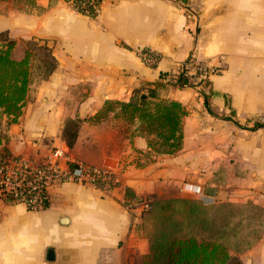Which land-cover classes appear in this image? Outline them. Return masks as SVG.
<instances>
[{"label":"crops","instance_id":"obj_1","mask_svg":"<svg viewBox=\"0 0 264 264\" xmlns=\"http://www.w3.org/2000/svg\"><path fill=\"white\" fill-rule=\"evenodd\" d=\"M0 32L15 40V59L28 40L52 41L47 48L57 63L30 99L27 94L16 122L7 123L0 108L2 144L12 155L35 161L48 157L50 149L38 151L50 144L118 176L110 192L53 184L47 206L39 210L0 203V264H145L149 237L143 216L122 204L125 187L155 196L170 186L178 197L205 205L252 198L264 210V125L248 130L253 132L241 150L229 156L218 148L221 140L206 139L215 132L212 125L224 126V139L235 146L227 135L236 123L229 113L239 119L264 116V0H100L93 17L75 10L70 0H0ZM141 47L159 53L155 66L137 57ZM196 63L221 70L209 74L205 85L192 77ZM181 71L194 85L173 82ZM160 73L169 76L161 79ZM158 81L163 85L156 87ZM204 94L215 114L207 110ZM152 98L176 100L185 108L182 147L137 167L131 159L147 149L148 138L138 132L140 122L114 117L122 120L119 126L88 118L105 100L140 104ZM70 118L81 120L72 147L61 134ZM222 156L236 159L237 168L226 176L231 182L219 180ZM191 185L201 187L202 199L191 194ZM247 252L255 264H264V223ZM239 258L246 264L243 254Z\"/></svg>","mask_w":264,"mask_h":264},{"label":"trees","instance_id":"obj_2","mask_svg":"<svg viewBox=\"0 0 264 264\" xmlns=\"http://www.w3.org/2000/svg\"><path fill=\"white\" fill-rule=\"evenodd\" d=\"M75 9L89 17L95 16L100 0H77ZM81 2L84 5L79 6ZM5 32H0V108L6 116V122H16L21 113V108L27 100V94L32 83V59L33 50L41 53L38 65L42 80H46L55 69L57 63L50 50L45 45H39L36 41L28 40L24 54L20 59L11 55L14 41L4 39ZM184 71V70H183ZM181 71L174 78V83L180 85H194L186 74ZM195 72L192 77H195ZM169 75L160 73L164 79ZM197 83V82H196ZM199 83V81H198ZM205 80L204 84H208ZM162 82L155 83L156 87L162 86ZM207 110L211 114L208 95L204 94ZM111 104L116 105L112 117H121L129 122L138 120L139 133H145L147 149L143 152L150 157L157 154H174L182 147L183 133L181 127L182 117L186 114L185 108L176 100L168 98H152L143 103L132 100H105L99 111L88 119L102 120V114L110 109ZM80 119H67L61 130L62 138L68 147H72L77 137ZM0 154L11 156L8 149L2 144L0 135ZM149 196H138L130 188H124L122 204L129 207L132 200L137 198L146 199L151 208ZM174 201L194 204L189 198H176ZM148 209V210H149ZM146 210V211H148ZM192 210V208H191ZM149 254L145 264H242L241 260L229 254L224 244L209 240H197L193 236L179 237L171 234V231H159V236L149 239Z\"/></svg>","mask_w":264,"mask_h":264},{"label":"rangeland","instance_id":"obj_3","mask_svg":"<svg viewBox=\"0 0 264 264\" xmlns=\"http://www.w3.org/2000/svg\"><path fill=\"white\" fill-rule=\"evenodd\" d=\"M7 38L9 39L5 32L2 36V44L4 39ZM11 40L15 43L14 39ZM41 53L42 52L38 50H33L32 83L30 85L28 99L32 97L37 90V87L43 81L38 70ZM116 108V105L111 104L110 109L112 111L104 112L102 114V121L124 126L121 124L122 120L112 117V112L117 110ZM229 114L230 116H233L231 118L236 123L231 122V131L228 130L227 135L228 138H230L229 140L234 142L233 144H235V146H229L226 142L227 139H224V130L227 129L224 128V126L212 125V127L215 126V132L212 129V132H207L206 135V139L216 137L221 140V142H219L221 147L218 146V148H221V150H223L228 156L231 151L235 152L241 150V141L247 140V135L250 132H253L248 130H253L255 128L258 130L261 129V126H259L260 124L264 125V116H251L246 119H239L232 112ZM239 125L243 128L238 127ZM223 140L225 141L223 142ZM53 148L49 144L40 147L38 152L41 155L42 153L46 154L49 149L52 150ZM151 159L152 157L149 155H145L142 152H135L131 162L132 164H135V166L141 167ZM219 162L220 167L218 175L219 180L223 182L226 180V176L230 172H234L237 168L234 167L233 169V166H236V163H234L236 162V159L230 157L224 158L222 156ZM227 180H230L229 177ZM228 182H231V180ZM182 186L183 184L180 186V192ZM175 191L176 190L173 187H166L163 189L162 194L148 198L151 200V208L148 211H135L136 214L143 216L145 230L149 239L153 240L156 236H159L160 230H164L171 231L172 235L179 237L193 236L199 241L209 240L220 242L225 245L229 254L234 255L237 258H239L240 254H243V261L246 264H255L253 258L249 257L250 255L247 254V250L251 249L261 237L264 223L263 207L255 203L252 198H249L243 203L222 201L211 205L201 204L198 199L189 198L194 201V204L181 203L174 200L176 198L186 197H178Z\"/></svg>","mask_w":264,"mask_h":264},{"label":"built area","instance_id":"obj_4","mask_svg":"<svg viewBox=\"0 0 264 264\" xmlns=\"http://www.w3.org/2000/svg\"><path fill=\"white\" fill-rule=\"evenodd\" d=\"M77 4V0H70L74 9ZM83 5L84 2H81L79 6ZM136 55L143 64L151 67L160 59L159 53L148 47L138 48ZM220 70L219 67L195 64L198 81H203L209 74ZM62 182H74L110 192L117 186L118 176L110 168L73 160L59 147H54L46 159L39 161L18 155L0 154V203H20L27 210L43 209L48 204L50 186ZM189 190L197 198L204 197L200 186L191 185ZM149 207L146 199L137 198L131 201L128 208L146 211Z\"/></svg>","mask_w":264,"mask_h":264},{"label":"water","instance_id":"obj_5","mask_svg":"<svg viewBox=\"0 0 264 264\" xmlns=\"http://www.w3.org/2000/svg\"><path fill=\"white\" fill-rule=\"evenodd\" d=\"M34 39H35L34 41L38 42L40 45H45L47 47H52L53 45V42L50 40H39L37 38H34ZM48 255H49V251H47V257Z\"/></svg>","mask_w":264,"mask_h":264}]
</instances>
